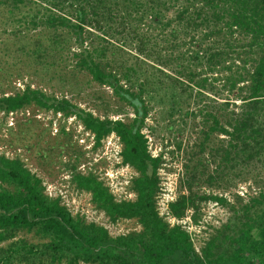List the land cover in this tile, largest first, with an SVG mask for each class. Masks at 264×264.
I'll return each instance as SVG.
<instances>
[{
	"label": "rangeland",
	"instance_id": "1",
	"mask_svg": "<svg viewBox=\"0 0 264 264\" xmlns=\"http://www.w3.org/2000/svg\"><path fill=\"white\" fill-rule=\"evenodd\" d=\"M61 13L62 8L46 0H0V95L29 85L100 118L130 123L132 106L77 66L83 46L94 53L101 45L106 57L97 59L102 65L142 93L147 111L141 132L151 155L160 158L159 214L186 229L199 253L213 242L214 253L229 255L236 249L233 238L246 228L257 236L264 227V96L248 98L246 87L238 88L240 82L231 87L226 81L230 73L243 71L244 57H225L218 68L204 73L205 86L187 91L177 84L175 70L140 54L132 38L106 25L110 21L103 22L104 32L93 21L85 23L82 46L67 28L46 24L50 14ZM121 149L114 133L95 147L92 133L73 115L33 103L10 113L0 110V154L20 158L40 177L48 196H60L73 214L105 226L112 235L141 226L135 218L111 222L71 176L91 173L116 199H134L131 180L136 172L122 163ZM181 195H193L194 202L176 219L167 205ZM19 236L41 241L32 233Z\"/></svg>",
	"mask_w": 264,
	"mask_h": 264
},
{
	"label": "trees",
	"instance_id": "2",
	"mask_svg": "<svg viewBox=\"0 0 264 264\" xmlns=\"http://www.w3.org/2000/svg\"><path fill=\"white\" fill-rule=\"evenodd\" d=\"M46 2L63 10L46 17L48 26L67 28L83 46L85 23L93 21L104 32L103 22L110 21L106 25L111 29L115 25L132 38L140 54L175 70L177 84L187 91L195 85L205 86L201 82L207 78L204 73L218 68L225 57H244L240 59L243 71L230 73L227 86L240 82L238 88L245 86L248 98L264 96V0ZM94 50L83 46L77 66L132 106L130 123L100 118L66 98L47 95L29 85L14 94L0 95V110L10 113L33 103L73 115L92 133L95 147L114 133L122 145V163L136 172L131 180L135 198L116 199L91 173L74 172L71 180L77 188L90 192L93 203L111 222L135 218L141 229L110 234L105 226L73 214L60 196H48L40 177L20 158L0 154V242H6L0 245V264H264V227L257 236L249 228L238 233L233 238L236 249L229 255L214 253L213 242L199 253L186 229L170 225L159 214L155 196L160 158L151 155L141 132L147 111L142 93L130 81L122 83L115 69L102 65L97 59L106 57L101 45ZM199 198L224 201L215 195ZM193 202V195H181L168 202V212L181 219ZM21 232L32 233L41 241H29L19 236Z\"/></svg>",
	"mask_w": 264,
	"mask_h": 264
}]
</instances>
